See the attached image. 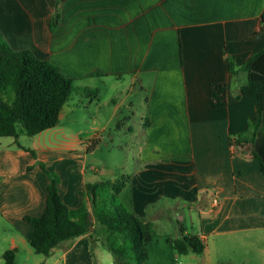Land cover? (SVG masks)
<instances>
[{
  "label": "crops",
  "instance_id": "crops-1",
  "mask_svg": "<svg viewBox=\"0 0 264 264\" xmlns=\"http://www.w3.org/2000/svg\"><path fill=\"white\" fill-rule=\"evenodd\" d=\"M57 10L55 0H0V36L99 95L73 94L55 128L0 139V261L15 251L17 264H115L95 233L36 255L25 220L46 209L47 171L67 207L92 211L87 186L119 180L113 162L96 158L115 137L111 124L130 139V180L114 196L148 227L185 201L197 211L186 234L205 251L184 264H222L227 246L264 241V174L232 141L257 108L238 97L247 74L229 71L264 50V0H59ZM216 83L227 85L224 108L212 105Z\"/></svg>",
  "mask_w": 264,
  "mask_h": 264
},
{
  "label": "trees",
  "instance_id": "trees-1",
  "mask_svg": "<svg viewBox=\"0 0 264 264\" xmlns=\"http://www.w3.org/2000/svg\"><path fill=\"white\" fill-rule=\"evenodd\" d=\"M55 6L57 10L59 0H55ZM55 27L53 22L52 28ZM260 32H264V12ZM229 71L233 76L247 74L238 97H251L257 108V115L249 120L247 129L232 141L242 153L258 162L264 174V50L250 57L239 69L229 61ZM75 93L93 98L98 97L99 90L77 87L53 63L37 59L30 51L13 50L0 36V138L34 137L55 128L64 105ZM210 95L213 107L227 106L226 84H212ZM46 173L50 179L46 209L39 217L25 218L33 227L30 244L35 254L48 257L61 244L95 233L112 254L115 264H147L148 245L152 240L148 225L113 197L124 189L130 177L114 183L88 185L90 211L87 204L77 209L67 207L59 193V177ZM179 224L177 220L180 236L170 241L173 249L180 255H202L204 243L198 236L186 234L184 225L178 227ZM15 253L4 254L5 264H17Z\"/></svg>",
  "mask_w": 264,
  "mask_h": 264
},
{
  "label": "rangeland",
  "instance_id": "rangeland-1",
  "mask_svg": "<svg viewBox=\"0 0 264 264\" xmlns=\"http://www.w3.org/2000/svg\"><path fill=\"white\" fill-rule=\"evenodd\" d=\"M117 125H109V131L115 133L113 140H110L109 135L104 137L101 141L102 150L96 154V158L107 163L113 162L117 167V174L121 179L126 177L127 170V154L129 153L128 146L130 139L127 135L119 134L116 130ZM25 137H28L25 135ZM21 139H28V138ZM11 139V138H0ZM10 141V140H9ZM22 142H24L22 140ZM108 146V148L106 147ZM116 202H120L119 198L113 195ZM121 203V202H120ZM188 206V207H185ZM191 204L188 201L184 202V207H179V215L172 212L170 217H164L158 220L151 221L149 232L151 235V242L148 245L149 260L147 264H184L183 255L178 254L170 244V241L176 240L180 236L177 229V220H181L185 229L191 233L197 231L198 228V214L197 211H190ZM182 218V219H181ZM244 244L238 242L237 244L227 246L221 256L222 264H264V241L244 240ZM103 250L110 257L112 254L103 246ZM37 255V254H36ZM0 264H5L4 259Z\"/></svg>",
  "mask_w": 264,
  "mask_h": 264
},
{
  "label": "built area",
  "instance_id": "built-area-1",
  "mask_svg": "<svg viewBox=\"0 0 264 264\" xmlns=\"http://www.w3.org/2000/svg\"><path fill=\"white\" fill-rule=\"evenodd\" d=\"M209 193H210V192H209ZM211 199H212L213 204H214L215 206H218V205H219V199H218V197H217L214 193H211Z\"/></svg>",
  "mask_w": 264,
  "mask_h": 264
},
{
  "label": "water",
  "instance_id": "water-1",
  "mask_svg": "<svg viewBox=\"0 0 264 264\" xmlns=\"http://www.w3.org/2000/svg\"><path fill=\"white\" fill-rule=\"evenodd\" d=\"M55 18L57 19V14L55 15ZM182 219V218H181ZM182 225V221L180 220V224L178 227H180Z\"/></svg>",
  "mask_w": 264,
  "mask_h": 264
}]
</instances>
